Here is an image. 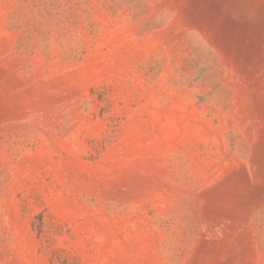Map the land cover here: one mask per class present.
<instances>
[{
  "label": "rangeland",
  "instance_id": "1",
  "mask_svg": "<svg viewBox=\"0 0 264 264\" xmlns=\"http://www.w3.org/2000/svg\"><path fill=\"white\" fill-rule=\"evenodd\" d=\"M0 264H264V0H0Z\"/></svg>",
  "mask_w": 264,
  "mask_h": 264
}]
</instances>
